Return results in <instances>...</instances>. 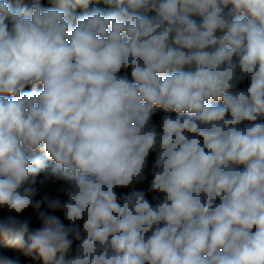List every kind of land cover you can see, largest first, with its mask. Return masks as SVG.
I'll return each instance as SVG.
<instances>
[{"label": "clouds", "instance_id": "obj_1", "mask_svg": "<svg viewBox=\"0 0 264 264\" xmlns=\"http://www.w3.org/2000/svg\"><path fill=\"white\" fill-rule=\"evenodd\" d=\"M264 264V0H0V264Z\"/></svg>", "mask_w": 264, "mask_h": 264}, {"label": "rangeland", "instance_id": "obj_2", "mask_svg": "<svg viewBox=\"0 0 264 264\" xmlns=\"http://www.w3.org/2000/svg\"><path fill=\"white\" fill-rule=\"evenodd\" d=\"M15 261V264H36V257H26L20 254L10 256Z\"/></svg>", "mask_w": 264, "mask_h": 264}]
</instances>
